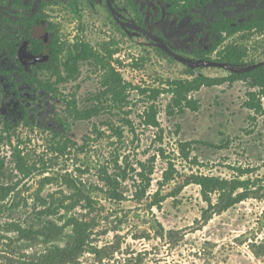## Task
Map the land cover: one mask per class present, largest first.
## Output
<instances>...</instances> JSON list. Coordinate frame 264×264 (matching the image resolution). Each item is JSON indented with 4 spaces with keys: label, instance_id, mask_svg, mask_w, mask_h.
Here are the masks:
<instances>
[{
    "label": "rangeland",
    "instance_id": "1",
    "mask_svg": "<svg viewBox=\"0 0 264 264\" xmlns=\"http://www.w3.org/2000/svg\"><path fill=\"white\" fill-rule=\"evenodd\" d=\"M60 1L48 11H55L62 40L82 38L96 48L116 41L120 51L115 58L123 64L115 65L133 85L158 87L167 80L192 78L190 69L226 76L264 63L263 35L239 33L227 40L248 48L241 66L218 62L216 54L211 60L180 51L183 58L169 56L144 30L124 25L134 23L135 10L122 8L119 22L107 0H81V17L67 0ZM129 3L116 0L113 6L132 8ZM135 61L140 68L132 66ZM80 66V76L63 84L61 95L47 96L38 119L21 121L12 140L0 142V264H264V115L252 118L245 107L248 85L237 81L203 88L194 94L199 111L173 116L167 112L170 97L162 95L156 102L160 130L140 117L149 94L132 89L127 109L135 133L126 128L118 138L102 124L101 114L73 124L70 134L83 148L59 155L53 151L52 131L63 126L56 111L63 115L65 100L86 105V98L101 87L96 67L88 62ZM181 141L191 142V148ZM19 153L29 174L17 168ZM248 168L253 171L241 173ZM193 174L251 179L253 193L205 221L208 206L201 187L187 184ZM74 218L91 229L92 242L76 260L59 263L55 251L65 246ZM50 222L59 225L58 233L45 230Z\"/></svg>",
    "mask_w": 264,
    "mask_h": 264
},
{
    "label": "trees",
    "instance_id": "2",
    "mask_svg": "<svg viewBox=\"0 0 264 264\" xmlns=\"http://www.w3.org/2000/svg\"><path fill=\"white\" fill-rule=\"evenodd\" d=\"M191 1V0H189ZM203 1V0H202ZM71 10L78 17H81V9L78 0L71 1ZM216 36L210 48L203 53V58L212 59L216 54V61L232 65L241 66L248 56V48L238 42H227V40L239 33L247 35L259 34L264 36V9L255 16L246 19L243 23L235 19L221 17L214 24ZM60 30L56 25L55 41L53 49V62L50 66L51 71L57 77L58 82H66L70 78L80 76V65L83 62L92 63L99 71L101 87L95 93L86 98V105H80L77 99L67 100V105L60 117L62 129L53 130L52 137L55 143L53 151L59 155H66L70 148L81 147L70 134L72 126L78 121H91L93 118L103 114L105 116L103 125L118 138H123L125 129L136 132V124L129 115L128 107L130 104L131 90H138V94L147 95L151 99L144 109L141 120L148 127L162 129L158 118L160 105L156 103L159 98L167 94L170 101L167 104V112L170 116L184 114L188 110L197 112L200 110V101L194 94L203 88L221 86L225 83L232 85L237 81L246 83L249 87L245 107L254 113L252 118L264 115V63L253 65L239 71H231L226 76H208L196 74L190 69L192 78L167 80L158 87H142L124 79L117 65H122L123 61L116 59L115 55L120 51L118 43L114 40L104 41L99 48L94 47L82 38L73 43H67L60 37ZM34 41H36L34 39ZM9 49L15 53L17 43L13 44L8 40ZM52 44V43H51ZM53 46V45H52ZM117 64V65H115ZM135 68H140L139 61L132 63ZM56 81V82H57ZM123 114V115H122ZM13 122L6 125L7 135L0 134V142L12 140V132L15 129ZM94 129H99L94 123ZM100 132V130H97ZM101 134H104L102 132ZM89 136H86L88 138ZM90 138V137H89ZM207 145L210 142L202 141ZM182 147L191 148V142L181 141ZM21 153L17 154V168L24 174H29L26 162L22 159ZM188 154V153H187ZM189 156V155H188ZM253 170L250 168L242 169L241 173L249 174ZM114 185V181H111ZM195 183L201 187V192L207 208L203 209V218L209 221L214 214L222 213L235 205L248 199L253 193L251 179L241 180L239 178H223L215 175L193 174L189 177L187 184ZM69 226L72 228L65 246L59 247L55 251L59 263H67L79 258L85 245L92 242V232L86 223L79 219H70ZM52 232H59V225L50 222L45 227ZM264 254V251H261Z\"/></svg>",
    "mask_w": 264,
    "mask_h": 264
},
{
    "label": "flooded vegetation",
    "instance_id": "3",
    "mask_svg": "<svg viewBox=\"0 0 264 264\" xmlns=\"http://www.w3.org/2000/svg\"><path fill=\"white\" fill-rule=\"evenodd\" d=\"M67 1L70 7L72 0ZM107 1L119 22L124 14L122 8L135 10L134 23L124 25L144 30L166 55L182 57L177 54L180 51L200 59H205L202 55L213 43L217 20L226 17L243 23L264 9V0H142L139 5L128 0L132 8L120 4L114 7L116 0ZM60 2L0 0V134H5L8 122L20 125L21 121L38 119L47 96L61 95L62 85L76 80L58 82L49 66L53 62L57 23L52 17L55 11L50 13L48 8ZM141 8L146 10L144 16ZM12 24L16 26L14 31L8 29ZM9 39L17 43L15 53L9 49ZM207 39L208 43L201 47L200 43ZM45 51L49 52L47 61H31ZM55 117L61 121L60 112L56 111Z\"/></svg>",
    "mask_w": 264,
    "mask_h": 264
},
{
    "label": "water",
    "instance_id": "4",
    "mask_svg": "<svg viewBox=\"0 0 264 264\" xmlns=\"http://www.w3.org/2000/svg\"><path fill=\"white\" fill-rule=\"evenodd\" d=\"M48 55H49V52L48 51H45L43 54H41L40 56H37V57L33 58L31 61L33 63L47 61Z\"/></svg>",
    "mask_w": 264,
    "mask_h": 264
}]
</instances>
